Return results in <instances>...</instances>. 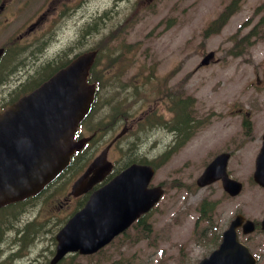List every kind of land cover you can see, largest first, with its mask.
Masks as SVG:
<instances>
[{"label":"rangeland","instance_id":"1","mask_svg":"<svg viewBox=\"0 0 264 264\" xmlns=\"http://www.w3.org/2000/svg\"><path fill=\"white\" fill-rule=\"evenodd\" d=\"M99 1L92 0L91 5L94 7ZM147 2L139 0L131 10L124 3L119 4L117 19H121V14H135L130 20L111 22L114 28L126 23L119 38L113 30L108 34H116V37L105 42L111 55L121 51V64L125 69L114 71L113 67H105L106 61L102 60L97 69L109 83L103 94L113 100L132 95L123 101V108L136 104L140 109L133 106L129 112L133 116L127 119L129 124L135 115L167 119L170 114L166 111L167 102L162 99H168V95H164L167 92L182 98L190 97L187 110L194 120L191 137L179 149L171 150L167 159L161 162L160 157L173 145L172 132L157 125L143 136L141 134V142L131 151L130 155L153 158L158 163L153 182H161L165 187L162 199L151 213L150 231L144 234L131 229L124 239L115 241L96 256L66 259L63 264H110V260L120 258L122 263L128 260L130 264H196L215 247L224 220L235 203L222 195L218 185H214V192H211V188H197L194 180L210 156L224 148L234 149L232 167L245 178L256 137L264 128V0H242L239 10L225 26L208 36L203 35V29L229 0H154L145 8ZM261 17L263 24L259 22ZM109 27L110 24L106 25L107 29ZM236 32L238 39L249 36V45L244 54L231 56V37ZM71 33L68 28L61 37L72 36ZM253 33L259 36L255 38ZM94 44L96 41L92 40L91 45ZM208 51L215 52L217 61L204 68L198 67L203 53ZM243 118L251 123L250 138L244 134ZM121 125L115 126L111 133L119 130ZM136 129L134 124L130 132ZM126 140L119 146L128 151L131 143ZM131 140L134 142V137ZM235 145L245 147L240 149ZM100 147L96 146L92 154ZM120 156L117 147L108 153V158L114 162ZM85 165L76 166L37 199L38 210L41 206L46 208L47 203L55 206L53 221L47 222L45 216L40 218L33 244L45 256L52 248L51 240L59 221L76 205V201H72L68 206L59 207L67 197L71 181ZM203 198L216 200L217 205L213 215L215 228L209 230L208 240L199 244L195 239L194 223L196 206ZM238 200L244 208L256 210L262 207L255 197L242 195Z\"/></svg>","mask_w":264,"mask_h":264},{"label":"water","instance_id":"2","mask_svg":"<svg viewBox=\"0 0 264 264\" xmlns=\"http://www.w3.org/2000/svg\"><path fill=\"white\" fill-rule=\"evenodd\" d=\"M94 55V52H88L77 57L0 113V205L37 193L83 146L84 139L74 142L72 138L93 101L95 89L86 82V76ZM211 56L212 53L208 54L202 64ZM215 164L216 169L220 166L224 171L225 155L218 156L208 168L212 169ZM108 170L103 152L74 182L73 192L85 191ZM147 171L130 167L93 192L84 207L57 235V251L52 262L67 250L98 248L109 235L148 209L158 193L138 186L144 183ZM222 179L230 193L238 191V185L225 176ZM206 181L202 178L198 183L202 185ZM199 264H248V260L234 235L227 231L219 248Z\"/></svg>","mask_w":264,"mask_h":264},{"label":"flooded vegetation","instance_id":"3","mask_svg":"<svg viewBox=\"0 0 264 264\" xmlns=\"http://www.w3.org/2000/svg\"><path fill=\"white\" fill-rule=\"evenodd\" d=\"M91 1L0 0V111L21 96L24 84L37 80L35 73L38 72L39 55L47 50L48 38L59 43L58 60L65 53L60 50L63 46V41L60 40L64 23L60 24L58 36H54L53 27L57 23L71 21L74 27L86 31L87 24L100 25L105 21L108 26L112 21H117L118 1L131 9L128 0H111L115 5H110V0H100L94 7ZM134 5L135 1L132 3L133 8ZM126 15L121 14V18L130 20L134 13ZM91 29L93 28L89 31ZM76 32L77 29L74 35ZM70 42L80 50L77 53L81 49L86 50L85 43H82L79 36L76 35L67 46ZM58 60L55 59L54 62L58 63ZM260 173L264 176V169ZM258 188L264 199V188ZM13 207L15 208L0 209V239L4 237L6 230L8 235L15 233L13 236L9 235L7 241H0V264H37L38 256H33L36 249L31 244L38 228L40 211L44 208L41 206L38 210L33 199L15 203ZM49 207L51 205H47ZM237 214L242 213H231L228 222ZM244 214V220L253 222L254 230L243 234L240 227L237 229L238 238L253 255L254 264H264V209L250 210Z\"/></svg>","mask_w":264,"mask_h":264},{"label":"trees","instance_id":"4","mask_svg":"<svg viewBox=\"0 0 264 264\" xmlns=\"http://www.w3.org/2000/svg\"><path fill=\"white\" fill-rule=\"evenodd\" d=\"M234 5V3H232L229 7H227L226 9H225V11L220 15V16H218V18L217 19H215L211 24H210V27L206 30V33H209V32H216V31H218L219 30V28L221 27V25H222V23L224 22V20H225V18L227 17V15L229 14V12H230V9H231V7ZM247 42H248V40H247ZM243 46H244V40L241 38L240 39V43L238 44V46L235 48V49H240V48H243ZM112 57V56H111ZM48 64V63H47ZM45 65V63L44 64H41V65H38V66H44ZM44 68H42V69H38V72H41V71H43V72H46V70L44 69ZM47 74H48V72H47ZM91 74H93V79H95L96 77V72H91ZM107 87V85L105 84V82H103L102 83V88L101 89H104V88H106ZM113 99V98H112ZM108 102H109V104H110V106H111V121H113V119H114V117L116 116V112L119 110V112L121 111V109H122V107L121 106H123V102H121V101H116V100H113V101H111V100H108ZM183 103H185V102H183ZM174 110H175V113H176V116H175V118H174V121L172 122V124H173V128L174 129H176V130H178V123H179V121H178V118H180V119H182L183 117H186L187 118V115H186V107H185V105H183V107L182 106H178V102H176V104L174 105ZM185 120V119H184ZM186 121V120H185ZM137 144V142H134L133 144H132V146H135Z\"/></svg>","mask_w":264,"mask_h":264}]
</instances>
